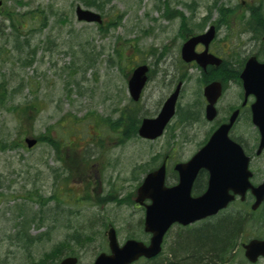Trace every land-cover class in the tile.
I'll use <instances>...</instances> for the list:
<instances>
[{"label": "rangeland", "instance_id": "374dc122", "mask_svg": "<svg viewBox=\"0 0 264 264\" xmlns=\"http://www.w3.org/2000/svg\"><path fill=\"white\" fill-rule=\"evenodd\" d=\"M0 1L4 3L0 16V264H32L59 247L64 249L62 258L71 248L78 264H93L99 254L109 253L108 225L117 229L121 245L129 238L149 242L143 228L145 210L135 201L139 183L149 169L168 157L167 182L177 184L173 167L189 161L200 149L226 118L227 103L240 91L232 87L215 121L202 117L198 122H182L189 109L200 117L204 85L203 72L181 59L184 37L187 31H203L216 23L224 4L232 10L224 18L229 26L219 32L226 56L241 58L256 52L249 44L253 34H238L241 25L250 26L248 15L233 8L241 1ZM89 1L102 8L88 5ZM254 4L250 8L262 15L264 0ZM77 6L100 13L104 24L80 22ZM112 22L117 28L111 27ZM142 63L150 66L149 81L135 103L128 81ZM179 82H183L181 109L161 138L141 139L130 124L128 135L123 136L126 127L118 120L124 114L135 112L141 120L155 118ZM117 121L119 127L114 129L111 122ZM231 135L242 137L250 149L259 140L246 118ZM28 137L38 139L34 148L25 144ZM52 142L58 143L57 149ZM253 167L255 183H259L264 179V155ZM54 194L63 201L41 206L39 196L46 202ZM249 204L237 201L224 217L251 211ZM263 219L264 205L249 216L241 242L264 239ZM202 225L187 228L183 238L179 236L184 227L174 226L166 236L164 253L205 240L223 226L205 228L210 225L206 224L192 232ZM229 264H250L240 246ZM256 264H264V258Z\"/></svg>", "mask_w": 264, "mask_h": 264}, {"label": "water", "instance_id": "95a60500", "mask_svg": "<svg viewBox=\"0 0 264 264\" xmlns=\"http://www.w3.org/2000/svg\"><path fill=\"white\" fill-rule=\"evenodd\" d=\"M3 2L0 1V15L2 13ZM76 17L80 22L103 23V18L98 12L90 9L76 7ZM215 27L203 35H198L186 41L183 45L182 59L185 62L197 61L202 66L207 63L206 53L196 55V46L209 42L215 38ZM217 59V58H215ZM218 60V59H217ZM221 60H218L220 64ZM148 66L142 65L136 68L129 81L130 95L135 101L141 98V93L148 80ZM244 80V88L247 96L254 94L257 97L252 107V122L259 128L261 140L260 154L264 150V63H259L256 58H252L246 64L241 75ZM180 83L173 94L166 99L163 108L155 118H144L139 130V135L143 139L156 140L163 136L167 125L176 116L177 100L182 87ZM205 97L210 103L206 109L208 121L216 118L215 104L222 94L220 82H213L205 89ZM238 113L234 112L230 121L223 123L214 133L210 140L198 151L190 161L180 162L175 166V171L179 173L178 184L168 186L167 163H163L157 170L147 174L139 188L137 189L136 203L144 206L146 233H150V243L147 245L141 240L127 239L123 245L120 244L117 230L110 226L107 231L109 241V252L97 256L93 264H133L140 258L151 260L161 254L165 235L170 231L171 226L179 224L183 226L193 225L195 222L203 221L206 218L214 217L220 211L225 210L237 195L245 199L249 190L255 197L253 210H257L264 203V182L259 186H254L251 182L252 172L249 168L250 157L245 155L244 149L229 135ZM26 144L33 148L37 140L26 138ZM202 170L209 173V183L202 195L194 196L192 193L195 180ZM149 200V203L146 202ZM245 257L256 263L264 257V239H252L249 243L243 244ZM76 256L65 257L59 264H78Z\"/></svg>", "mask_w": 264, "mask_h": 264}, {"label": "flooded vegetation", "instance_id": "af4514ba", "mask_svg": "<svg viewBox=\"0 0 264 264\" xmlns=\"http://www.w3.org/2000/svg\"><path fill=\"white\" fill-rule=\"evenodd\" d=\"M241 3L233 8H237L239 9L241 12L244 11L248 17L249 20L247 21L249 23L250 26H244L241 25L240 27V31L238 34H242V33H249V34H253V36L249 39V44L253 46H255V48L257 49L256 52H249L246 53L245 55H243L241 58H237V57H227L226 53H227V49L226 46H224V49L221 45V41H220V35L219 32L222 28V26H229L228 24H226L224 22V17L223 14L224 13H229L232 12V10L229 8L230 6L224 5V4H220L221 7H224L225 10H223V13H221V8L218 9V12L220 13L218 20L216 21V23H210L206 29H204L203 31H187L185 37L186 38H192L194 36H196V34H203L206 33L208 30H210L212 28V26L215 27V38L213 40H211L208 44V46H206L204 43H200L198 44L196 47V54L197 55H202L204 53H206L205 55L210 56H214L215 58H217L218 60H221L220 64H218V60L212 57L207 58V63L205 64V66H202L199 62L194 61L192 63H190L189 65H191L193 68L195 69H199L203 72V95H202V103L203 106L201 105V110H200V116L204 117L207 120L206 117V109L207 106L210 104L207 100V98L205 97V92L204 89L206 86L210 85L213 82H220L222 85V94L221 96L217 99L216 104H215V108H216V113L217 116L216 118L213 120L215 121L218 117H220L222 115V110H221V101L223 100V98L226 96L228 97L231 93H232V87H236L238 86L239 88V93L238 95L235 97V95L232 96L235 97L233 98L234 100L232 102L229 101V103H227V108H226V118L222 120V122L217 124V127L221 126L224 122H229L231 117L233 116L234 112L237 111L238 115L236 117V120L234 122V127L231 131V133L234 131V128L238 125V123L243 120V119H247L250 120V122L252 123V119H253V114L254 112L252 111V107L255 104L257 97L254 94H250L247 96V90H245L244 88V80L241 79V75L245 69L246 64L248 63V61L252 58H256L260 63H264V29H260V30H256V25L255 22V16H256V10H252L250 7L255 5L254 3L257 0H240ZM229 8V9H228ZM251 9V10H250ZM247 29V31H246ZM253 124V123H252ZM255 131H257V133L259 134V129L258 127H255ZM259 138H260V134H259ZM236 139L238 141H240L241 146H243L244 148V152L245 154H247L249 157H251V161H250V167L253 175H252V182L255 185H258L259 183H255L256 181V172L254 171V165L257 161V158L262 157V155H264V152H262L261 154L257 155V149H258V141L257 144L255 146L254 149H250L247 144H245L244 139L242 137H236ZM255 152V153H254ZM254 154V155H253ZM169 160L167 161L168 164ZM205 172V171H203ZM207 174V172H206ZM175 175L177 176L176 180H178V174L175 173ZM208 177V174H207ZM264 180V179H263ZM197 181V180H196ZM196 186V184H195ZM194 186V189H195ZM197 195V194H195ZM253 194L252 191H248V194L245 197L244 202L241 201L242 197L241 196H237L236 197V201L242 202L246 205L249 204L250 200H253ZM238 212H244L243 210H239ZM250 213V212H249ZM207 221V220H205ZM203 221V222H205ZM202 223V222H200ZM175 226V225H174ZM177 226V225H176ZM162 253L155 259L151 260V261H157L158 264H171L169 257L172 255L171 253L166 255L164 253L165 249H164V245L162 248ZM144 260V259H141ZM145 261V260H144ZM151 261H146V262H151Z\"/></svg>", "mask_w": 264, "mask_h": 264}, {"label": "trees", "instance_id": "16d2710c", "mask_svg": "<svg viewBox=\"0 0 264 264\" xmlns=\"http://www.w3.org/2000/svg\"><path fill=\"white\" fill-rule=\"evenodd\" d=\"M92 4H98L96 1H89L88 5ZM101 5L98 4V7ZM102 8V7H100ZM221 13H223L224 7H221ZM230 13H224L223 17H227ZM256 25V30L264 29V13L262 15L258 14L256 12L255 16V22ZM112 28H117L118 24L116 22H112ZM110 25V24H109ZM109 25H106L105 28L109 27ZM183 26L185 27V23H183ZM103 27V26H99ZM103 29V28H102ZM184 37V36H183ZM185 39V37H184ZM112 62V61H111ZM1 93V91H0ZM2 94H0V101H2L1 98ZM4 99V97H3ZM181 108H178L177 111V117H178V112ZM191 109L189 111L187 110L185 113H183V118L181 119L182 122H187V123H193V122H198L200 121V118L202 116H194L193 114L190 113ZM139 115V114H138ZM120 123H124L122 127H126L125 130L123 131V136H127L128 134L126 131L128 130L127 126L130 124L131 128L133 129L132 132L136 134L139 131V126L141 124V119L137 117V114L133 112L132 114H124L120 120ZM116 122L112 124L111 122V127L115 129V127H119V122ZM121 127V129H122ZM123 130V129H122ZM214 130V129H213ZM212 130V131H213ZM212 133V132H211ZM208 139V138H207ZM207 139L203 141L202 144H204ZM235 140H237L235 138ZM238 141V140H237ZM240 143V141H238ZM53 143V146L57 149L58 143ZM4 146H1V149H3ZM5 148V147H4ZM152 170V169H149ZM207 186V174L206 172H202L197 179L196 186L194 189V192L197 194H200L203 192V190ZM39 199L41 200V206H47L48 203L51 202H59L63 201L61 198L54 194L50 197H48V200L44 202L41 196H39ZM27 200H33L32 198H28ZM251 202V200H250ZM248 207V206H247ZM229 210V209H228ZM244 212H236L235 214H228L227 216L224 217V215L227 213V210L224 212L219 213L216 215V217L206 219L207 221L198 223V224H210L206 226L205 228L211 226L214 227L216 224L217 225H223L221 226L222 228H218L214 231V233L207 237L205 240L201 239L195 242L194 244H184L181 249H178V247H174L171 256L169 257L171 264H229L231 262V257H233V253L236 249L239 248V243L242 241V233L244 230V227L249 220V216L253 214V212L247 211L246 209L243 210ZM250 212V213H249ZM223 216V217H222ZM29 214H25L24 218V226L26 222H28ZM31 220V219H30ZM209 222V221H213ZM228 221H234V223H227ZM264 223V219H263ZM200 228H194L192 232H198L203 229V226ZM189 228V227H187ZM187 228L184 227V232L181 234L179 237L183 238L184 233L187 231ZM186 236V235H185ZM64 249L62 247L57 248L53 252H50L49 254H46V256L42 259H40L37 262H33L32 264H57L58 262L61 261ZM77 253L69 248L68 251V256L71 255H76ZM150 263L153 264H158L157 261H151Z\"/></svg>", "mask_w": 264, "mask_h": 264}]
</instances>
